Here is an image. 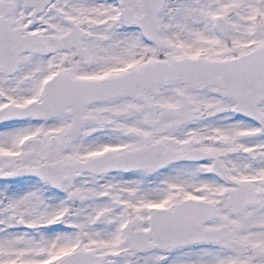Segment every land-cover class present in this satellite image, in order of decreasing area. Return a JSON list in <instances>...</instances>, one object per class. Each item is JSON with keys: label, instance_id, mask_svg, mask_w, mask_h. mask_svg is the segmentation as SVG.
Instances as JSON below:
<instances>
[{"label": "snow or ice", "instance_id": "1", "mask_svg": "<svg viewBox=\"0 0 264 264\" xmlns=\"http://www.w3.org/2000/svg\"><path fill=\"white\" fill-rule=\"evenodd\" d=\"M0 264H264V0H0Z\"/></svg>", "mask_w": 264, "mask_h": 264}]
</instances>
